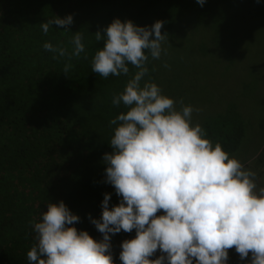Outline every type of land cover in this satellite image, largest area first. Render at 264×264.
<instances>
[{"label": "trees", "instance_id": "obj_1", "mask_svg": "<svg viewBox=\"0 0 264 264\" xmlns=\"http://www.w3.org/2000/svg\"><path fill=\"white\" fill-rule=\"evenodd\" d=\"M68 15L73 23L67 31L52 25L45 34L40 27ZM114 19L138 27L164 22L166 54L158 60L149 56L144 80L169 97L172 87L163 85L183 81L182 69L190 71V65L205 63L215 70L222 55L229 69L240 56L246 59L248 35L254 31L264 37V0H206L202 7L196 0H0V264H29L27 252L37 243L33 226L48 203L63 201L80 218L72 226L96 240L91 220L101 218L104 195L112 194L103 161L113 151L110 140L117 125L110 121L127 111L112 100L137 71L129 65L127 76L107 78L92 72L95 52L103 47L94 34L103 35ZM253 23L257 27L250 31ZM79 31L85 51L71 61L54 59L57 54L43 48L50 42L71 54ZM69 62L72 68L65 74ZM247 124L234 105L202 128L207 139L231 155L247 137ZM260 150L257 160L264 165V139Z\"/></svg>", "mask_w": 264, "mask_h": 264}, {"label": "clouds", "instance_id": "obj_2", "mask_svg": "<svg viewBox=\"0 0 264 264\" xmlns=\"http://www.w3.org/2000/svg\"><path fill=\"white\" fill-rule=\"evenodd\" d=\"M196 2L202 7L206 0ZM72 23L68 15L40 27L47 34L52 25L67 31ZM163 26L114 19L103 35L94 34L103 47L95 52L92 72L107 78L127 76L129 65L137 69L113 97V105L122 103L127 111L110 121L117 125L113 151L103 156L106 183L121 200L109 209L111 196L104 195L101 218L91 220L103 236L99 242L72 226L80 218L63 201L48 203L33 226L37 243L27 252L29 264H113L111 236L133 230L135 238L121 244V264H227L233 248L242 261L251 254L250 264H264V188L258 189L257 174L207 139L199 123L193 125L191 105L180 100L177 110L176 101L144 80L149 56L166 54ZM83 39L80 31L74 34L71 54L50 42L43 48L57 54L54 59L71 61L85 51ZM71 68L69 62L63 72ZM158 250L161 255L150 259Z\"/></svg>", "mask_w": 264, "mask_h": 264}, {"label": "rangeland", "instance_id": "obj_3", "mask_svg": "<svg viewBox=\"0 0 264 264\" xmlns=\"http://www.w3.org/2000/svg\"><path fill=\"white\" fill-rule=\"evenodd\" d=\"M256 27L253 23L250 31ZM244 51L245 54L247 53V57L246 59L239 57V63L243 62L239 66H237L238 63L227 69L228 60L218 54L219 62L213 66L215 70L209 69L205 63L203 67L200 65L196 68H192L194 65H190V71L186 72L182 69L184 71L182 78L185 75L187 78L185 76L181 81L176 76L178 78L176 83L167 82L163 87H172L168 94L177 102L175 105L177 110L181 108L180 100H183L184 105L192 106L194 109L192 113L193 125L199 123L203 126L209 118L225 112L228 107L234 105L239 107L250 129H248V135L238 152L229 156L235 157L244 165L245 169L257 174L256 184L259 189L264 188V165H260V159L257 160L258 157L260 158V143L264 139V131L260 129V117H262L264 105V82H262L264 75V37L261 32L253 31L248 35V43L245 44ZM191 61L194 63L195 60L191 57ZM182 71L180 70V73ZM111 187L112 194L109 202H113L110 206H117L121 197L117 196L114 187ZM162 214V211L157 213V215ZM135 235V230H133L131 233L121 231L111 236L113 264H121L119 259L122 251L121 244L125 240L135 238ZM95 237L98 242L103 238L99 231ZM160 255L158 250L150 259H155Z\"/></svg>", "mask_w": 264, "mask_h": 264}, {"label": "built area", "instance_id": "obj_4", "mask_svg": "<svg viewBox=\"0 0 264 264\" xmlns=\"http://www.w3.org/2000/svg\"><path fill=\"white\" fill-rule=\"evenodd\" d=\"M227 264H248L247 259L241 260L238 253H236L235 249L229 250V259Z\"/></svg>", "mask_w": 264, "mask_h": 264}, {"label": "crops", "instance_id": "obj_5", "mask_svg": "<svg viewBox=\"0 0 264 264\" xmlns=\"http://www.w3.org/2000/svg\"><path fill=\"white\" fill-rule=\"evenodd\" d=\"M250 256H251V254L249 255V258L247 259V261H248L249 264H250Z\"/></svg>", "mask_w": 264, "mask_h": 264}]
</instances>
